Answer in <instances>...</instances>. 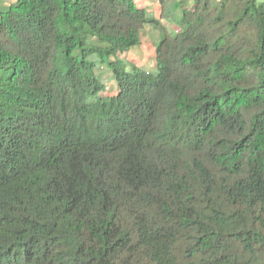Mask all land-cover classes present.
I'll return each mask as SVG.
<instances>
[{"label": "trees", "instance_id": "trees-1", "mask_svg": "<svg viewBox=\"0 0 264 264\" xmlns=\"http://www.w3.org/2000/svg\"><path fill=\"white\" fill-rule=\"evenodd\" d=\"M159 1L0 9V264H264V0Z\"/></svg>", "mask_w": 264, "mask_h": 264}, {"label": "rangeland", "instance_id": "rangeland-1", "mask_svg": "<svg viewBox=\"0 0 264 264\" xmlns=\"http://www.w3.org/2000/svg\"><path fill=\"white\" fill-rule=\"evenodd\" d=\"M17 0H1L0 2V9L7 8L9 5L15 3ZM142 1V0H139ZM157 6L160 5L159 0H150ZM161 6V5H160ZM160 9V7H159ZM159 13V10H158ZM165 25L167 28L172 32L175 33L179 30V28L171 21L165 20ZM143 42L144 44L141 47H135L132 48V50L125 54L120 55V58L130 62V63H136L142 68H144L145 71L154 74L156 73V53H155V43L159 40V34L157 31H155L152 28H146L143 32ZM96 72L99 74L101 72V69H97ZM103 80L107 82L108 90L106 93L102 94V96H110L114 94V83L112 82L111 74L107 72L106 70H102ZM113 84V88H112Z\"/></svg>", "mask_w": 264, "mask_h": 264}, {"label": "crops", "instance_id": "crops-1", "mask_svg": "<svg viewBox=\"0 0 264 264\" xmlns=\"http://www.w3.org/2000/svg\"><path fill=\"white\" fill-rule=\"evenodd\" d=\"M135 3L138 5V7L145 9L150 15L154 16L155 18H161V6H157L156 4H154L153 2H151L150 0H134ZM160 7V9H159ZM159 10V13H158ZM165 21H163L164 23ZM165 24V23H164ZM144 44V42H143Z\"/></svg>", "mask_w": 264, "mask_h": 264}]
</instances>
